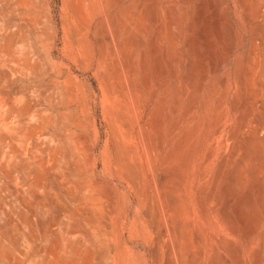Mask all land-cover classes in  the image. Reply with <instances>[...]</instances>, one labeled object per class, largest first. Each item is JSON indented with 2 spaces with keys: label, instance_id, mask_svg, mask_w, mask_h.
Returning <instances> with one entry per match:
<instances>
[{
  "label": "rangeland",
  "instance_id": "obj_1",
  "mask_svg": "<svg viewBox=\"0 0 264 264\" xmlns=\"http://www.w3.org/2000/svg\"><path fill=\"white\" fill-rule=\"evenodd\" d=\"M119 1L0 0V264H264V0ZM113 6L128 78L100 40Z\"/></svg>",
  "mask_w": 264,
  "mask_h": 264
},
{
  "label": "bare ground",
  "instance_id": "obj_2",
  "mask_svg": "<svg viewBox=\"0 0 264 264\" xmlns=\"http://www.w3.org/2000/svg\"><path fill=\"white\" fill-rule=\"evenodd\" d=\"M92 1H93V0H92ZM115 1H116V0H114V3H116V2L119 3V2H120L119 0H117L116 2H115ZM118 1H119V2H118ZM133 1H134V0H133ZM133 1H132V5H133ZM138 1H140V0H138ZM168 1H169V0H168ZM201 1H203V0H201ZM206 1H207V0H205L204 2H206ZM208 1H209V0H208ZM208 1H207L206 4H209V5H210L212 2H214V1H212V2L210 3V1H209V2H208ZM72 2H73V1H72ZM108 2H109V1H108ZM111 2H112V0H111ZM122 2H123V1H122ZM136 2H137V1H136ZM143 2H144V1H143ZM172 2H173V1H172ZM174 2H175V1H174ZM204 2H203V4H204ZM219 2H220V1H219ZM221 2H222V1H221ZM93 3H94V2H93ZM117 3H116V4H117ZM120 3H121V2H120ZM134 3H135V2H134ZM141 3H142V1H141ZM137 4H138V3H137ZM142 4H143V3H142ZM206 4H205V5H206ZM221 4H222V3H221ZM76 5H77V4H76ZM88 5H92V4H89V2H88ZM109 5H110V4H109ZM127 5H128V4H127ZM127 5H126V8L129 9V8H130V5H128L129 8H128ZM199 5H202V4H199ZM211 5H212V4H211ZM107 6H108V4H107ZM114 6H115V5H114ZM114 6H113V7H114ZM117 6H119V5H117ZM140 6H141V5H140ZM214 6H215V4H214ZM223 6H226V5H223ZM75 7H76V6H75ZM88 7H89V6H88ZM110 7H112V6L110 5ZM137 7H139V6H137ZM178 7H179V6H178ZM206 7L208 8V5H207ZM211 7H212V6H211ZM79 8H80V7H79ZM114 8H115V7H114ZM123 8H125V7H123ZM166 8H167V7H166ZM209 8H210V7H209ZM212 8H213V7H212ZM224 8H225V7H224ZM115 9H116V8H115ZM127 9H124L125 11H123V12H122V11H119V10H122L121 8H120L119 10L116 9L117 12L114 11L115 13H114V14L112 13V15L109 16L110 18H108V19L106 20V22L104 23V25H103V27H102L103 30L100 29V31L102 30V31H104V33H105V34L103 35V39H100V40L103 41L102 43H104V44H105L106 40H108V44H110L113 53H115L116 56H117V60L114 61V62H116V63H112V69L115 70L116 72L120 73V74H123V75H125V68H124V60H125V59H124V58H125V56H127V58H128V55H126V54L129 53L130 50L132 51V49L135 48V47H134V45H135V37L133 36V34H130V33H131V26H130L129 23H128V20H129V19H128V18H129V17H128V13H129V11H127ZM198 9H199V8H198ZM213 9H214V8H213ZM81 10H83V8H81ZM103 10H104V9H103ZM106 10H108V9H106ZM77 11H78V10H77ZM111 11H112V10H111ZM164 11H165V10H164ZM209 11H210V10H209ZM83 12H84V11H83ZM83 12H82V13H83ZM134 12H135V11H133V13H134ZM136 12H137V11H136ZM136 12H135V14H136ZM199 12H200V11H199ZM210 12H211V11H210ZM223 12H224V10H223ZM167 13H168V12H167ZM169 13H170V12H169ZM169 13H168V14H169ZM204 13H206V11H205ZM204 13H203V15H204ZM251 13H252V12H251ZM173 14H174V13H173ZM173 14H172V15H173ZM196 14H197V13H196ZM196 14H195V15H196ZM209 14H211V13H209ZM209 14H208V15H209ZM252 14H253V13H252ZM252 14H251V15H252ZM141 15H142V13H141ZM154 15H155V14H153V16H154ZM169 15H170V14H169ZM205 15H206V14H205ZM208 15H207V16H208ZM211 15H212V14H211ZM213 15H214V13H213ZM213 15H212V16H213ZM77 16H79V15H77ZM77 16H76V17H77ZM129 16H130V15H129ZM147 16H148V15H147ZM151 16H152V14H151ZM151 16H148V17L150 18ZM153 16H152V17H153ZM166 16H167V14H166ZM199 16H200V15H199ZM207 16H206V17H207ZM214 16L216 17V19H215L214 21H215V23H216V26H217V28H218V31L220 32V30H221V26H222V23H223L225 20H223V22H222V17H223V16L221 15L220 8H219V6H217V5L215 6V15H214ZM249 16H250V15H249ZM158 17H159V16H158ZM164 17H165V16H164ZM170 17H171V15H170ZM170 17H169V18H170ZM201 17H202V16H201ZM203 17H204V16H203ZM203 17H202V18H203ZM215 17H214V18H215ZM250 17H251V16H250ZM103 18H104V17H103ZM194 18H196V17H194ZM79 19H80V18H79ZM81 19H82V18H81ZM81 19H80V20H81ZM150 19H151V18H150ZM150 19H149V20H150ZM170 19H171V18H170ZM170 19H169V20H170ZM173 19H174V18H173ZM209 19H210V18H209ZM212 19H213V18H212ZM223 19H224V18H223ZM77 20H78V19H77ZM80 20H79V21H80ZM104 20H105V19H104ZM151 20L153 21V19H151ZM156 20H157V19H156ZM156 20H155V21H156ZM165 20H166V19H165ZM175 20H176V18H175ZM206 20H207V19H206ZM102 21H103V20H102ZM146 21H147V20H146ZM146 21H145L144 23H146ZM158 21H160V20L158 19ZM170 21H171V25H172L173 22H172V20H170ZM192 21H193V20H192ZM194 21H195V20H194ZM208 21H209V20H208ZM208 21H207V22H208ZM214 21H213V22H214ZM163 22H164V21H163ZM176 22H177V21H176ZM211 22H212V21H211ZM133 23H135V21H134ZM137 23L140 24L139 22H137ZM150 23H151V22H150ZM150 23H149V25H150ZM153 23H154V21H153ZM156 23H157V21H156ZM164 23H166V22H164ZM199 23H202V22L200 21ZM83 24H84V23H83ZM158 24H159V23H158ZM197 24H198V23H197ZM204 24H205V23H204ZM212 24H213V26H214V23H212ZM146 25H147V23H146ZM171 25H170V26H171ZM202 25H203V24H202ZM207 25H208V24H207ZM223 25H224V23H223ZM151 26H152V25H151ZM200 26H201V25H200ZM210 26H211V25H210ZM83 27H84V26H83ZM85 27H86V26H85ZM85 27H84V28H85ZM100 27H101V26H100ZM140 27H141V25H140ZM144 27H145V25H144ZM146 27H147V26H146ZM146 27H145V28H146ZM153 27H154V26H153ZM160 27H161V26H160ZM160 27H159V28H160ZM163 27H164V26H163ZM190 27H191V25H190ZM137 28H139V26H137ZM157 28H158V27H157ZM161 28H162V27H161ZM168 28H169V27H168ZM188 28H189V27H188ZM196 28H197V27H196ZM205 28H206V29H205ZM205 28H203V31H204V29L207 30V27H205ZM215 28H216V27H215ZM233 28H234V26H233ZM235 28H236V27H235ZM170 29H171V28H170ZM189 29H190V28H189ZM209 29H210V27H209ZM138 30H139V29H138ZM146 30H147V29H146ZM152 30H153V28H152ZM192 30H193V29H192ZM216 30H217V29H216ZM231 30H234V29H231ZM102 31H101V32H102ZM159 31H160V30H159ZM174 31H175V29H174ZM195 31H196V30H195ZM200 31H202V30H200ZM203 31H202V32H203ZM101 32H100L99 34H101ZM132 32H134V31H132ZM138 32H139V31H138ZM169 32H170V31H169ZM169 32H168V33H169ZM196 32H197V31H196ZM202 32H200V33H202ZM222 32H223V30H222ZM143 33H144V32H143ZM164 33H165V32H163L161 36L158 35V37H160V40H161V38H163V37L165 38V36H166L167 33H165V34H164ZM193 33H194V32H193ZM203 33H204V32H203ZM223 33H225V31H224ZM207 34H208V33H207ZM232 34H233V33H232ZM235 34H236V32H235ZM142 35H143V34H142ZM191 35H193V37H194V34H191ZM205 35H206V34H205ZM208 35H209V34H208ZM210 35H211V34H210ZM220 35H221V33H220ZM220 35H219V37H221ZM167 36H168V35H167ZM167 36H166V38H167ZM181 36H183V35H181ZM185 36H186V35H185ZM201 36H203V35H201ZM206 36H207V35H206ZM213 36L215 37V35H213ZM216 36H217V35H216ZM222 36H225V34L222 35ZM233 36H234V35H233ZM97 37H99V36H97ZM141 37H142V36H141ZM144 37H145V35H144ZM191 37H192V36H191ZM197 37H198V36H197ZM209 37H210V36H209ZM209 37L207 36V38H209ZM214 37H213V38H214ZM95 38H96V37H95ZM99 38H100V37H99ZM156 38H157V37H156ZM201 38H202V37H201ZM201 38H200V36H199V38H196V40H197V39H201ZM205 38H206V37H205ZM210 38H211V37H210ZM213 38H211V39H212V40H211L212 42H213L214 39H216V37H215L214 39H213ZM141 39H142V38H141ZM217 39H218V38H217ZM219 39H222V37L219 38ZM219 39H218V40H219ZM223 39H224V38H223ZM227 39H228V38H227ZM166 40L168 41V39H166ZM166 40H165V41H166ZM192 40H193V38H192ZM208 40H209V39H208ZM101 41H99V42L101 43ZM182 41H183V40H182ZM182 41H181V39H180V42H182ZM187 41H188V40H187ZM199 41H200V40H198V42H199ZM216 41H217V40H216ZM225 41H227V40H226V39L223 40V42H225ZM99 42H98V43H99ZM196 42H197V41H196ZM200 42H201V41H200ZM206 42H207V41H206ZM231 42H232V40H231ZM89 43H90V42H89ZM102 43H101V45H102ZM139 43H140V41H139ZM167 43H168V42H167ZM203 43H205V41H204ZM213 43H214V42H213ZM216 43H217V42H216ZM225 43H226V42H225ZM225 43H223L224 46H226ZM232 43H233V42H232ZM232 43H231V46H232ZM90 44H91V43H90ZM140 44H141V43H140ZM186 44H188V43H186ZM194 44H195V43H194ZM197 44H199V43H196V47H197ZM219 44H220V43H219ZM101 45H100V46H101ZM136 45H138V44H136ZM192 45H193V44H192ZM192 45H191V46H192ZM201 45H202V43H201ZM203 45L205 46V44H203ZM214 45H215V44H214ZM102 46H103V48H105L104 45H102ZM188 46H190V45H187V46H185V47H187V49H188ZM193 46H194V45H193ZM210 46H211V45H210ZM212 46H213V45H212ZM215 46H216V45H215ZM217 46H219V45H217ZM221 46H222V45H221ZM227 46H228V44H227ZM231 46H230V47H231ZM87 47H88V46H87ZM213 47H214V46H213ZM103 48H100L101 51L103 50ZM137 48H138V47H137ZM192 48H193V49H192ZM202 48H203V47H202ZM202 48H201V49H202ZM205 48H208V52H207V53H203L204 56H205L206 54L212 53V52H209V49H210V48H209L208 46H206ZM205 48H204V49H205ZM218 48H220V47H218ZM233 48H234V47H233ZM90 49H91V48H90ZM191 49H192V50H195V49H197V48H195V47H191ZM198 49H199V48H198ZM184 50H185V49H184ZM189 50H190V49H189ZM189 50H188V51H189ZM192 50H191V52H192ZM206 50H207V49H206ZM211 50H214V48L211 49ZM215 50H216V49H215ZM215 50H214L213 53H215ZM217 50H219V49H217ZM232 50H233V49H232ZM101 51H100V53H101ZM103 51H104V50H103ZM112 51H111V53H112ZM134 51H135V49H134ZM134 51H133V52H134ZM233 51H234V50H233ZM233 51H232V54H233ZM89 52H90V51H89ZM198 52H199V51H198ZM202 52H203V49H202ZM224 52L226 53V51H224ZM224 52H223V54H225ZM90 53H91V52H90ZM98 53H99V52H98ZM130 53H131V52H130ZM130 53H129V54H130ZM188 53H189V52H188ZM193 53H195V52H193ZM200 53H201V51H200ZM213 53H212V54H213ZM217 53H218V51H217ZM221 53H222V51H221ZM203 54L201 53V54H199V55H201V57H202ZM132 55H133V54H132ZM197 55H198V53L196 54V56H197ZM210 55H211V54H210ZM214 55H215V54H214ZM93 56H94V55H93ZM97 56H98V55H97ZM97 56H96V57H97ZM204 56H203V57H204ZM219 56H220V55H219ZM219 56H215V57H219ZM224 56H225V55H224ZM108 57H109V56H108ZM129 57H130V56H129ZM199 57H200V56H199ZM201 57L198 59V56H197V57H196V60H200V61L202 62V58H201ZM209 57H212V56H209ZM209 57H208V58H209ZM222 57H223V56H222ZM222 57L220 56L219 58H222ZM224 58H225V57H223V59H224ZM228 58H229V57H228ZM228 58H227V59H228ZM101 59H102L103 61H104V59H105V56H104L103 54H102V58H101ZM205 59H206V57H205ZM213 59H214V58H213ZM213 59H211L212 62L215 60V59H214V60H213ZM126 60H127V59H126ZM128 60H129V59H128ZM216 60H217V59H216ZM216 60H215V61H216ZM219 60H220V59H219ZM200 61H199V64H197L198 67H199L200 64H202V66H204V64L201 63ZM203 61H206V60L203 59ZM223 61H226V59L223 60ZM107 62H110V61L107 60ZM196 62H198V61H196ZM127 63H128V62H127ZM190 63H191V62H190ZM219 63H222V62H218V65H219ZM128 64H130V61H129ZM191 64L193 65V63H191ZM191 64H190V66H191ZM194 64H195V62H194ZM216 64H217V63H216ZM106 65H107V63H106ZM130 65H131V64H130ZM206 65H207V64H206ZM206 65H205V66H206ZM126 66H127V65H126ZM200 66H201V65H200ZM207 66H208V65H207ZM220 66H221V64H220ZM220 66H219V68H220ZM127 67H128V66H127ZM194 67H196V66H194ZM194 67H193V69L195 70ZM198 67H197V68H198ZM205 68H206V67H205ZM215 68H216V67H215ZM219 68H218V69H219ZM188 69H189V68H188ZM193 69H191L190 71H192ZM201 69H202V68H200V70H201ZM207 69H208V68L205 69L206 71L201 70V72H207ZM197 70L200 71L199 68H198ZM104 71H105V70H104ZM127 71H128V70H127ZM135 71H136V69H135ZM195 71H196V70H195ZM105 72H106V71H105ZM128 72H134V71L132 70V71H128ZM192 72L194 73V71H192ZM109 73H110V72H109ZM111 73H112V72H111ZM118 73H115V72H114V73H112V74H118ZM193 73H192V74H193ZM198 73H199V72H198ZM131 74H132V73H131ZM131 74H130V75H131ZM189 74H190V73H189ZM196 74H197V73H196ZM204 74H205V73H204ZM107 75H108V74H107ZM133 75H135V74H133ZM205 75H207V73H206ZM93 76H94V75H93ZM125 76H127V75H125ZM194 76H195V75H193L192 77H194ZM112 77H113V76H112ZM116 77H117V76H116ZM129 77H130V76H129ZM195 77H196L197 80H199V75H198V78H197V76H195ZM127 78H128V76H127ZM130 78H131V77H130ZM130 78H129V80H130ZM202 79H203V78H202ZM117 80H118V79H117ZM127 80H128V79H127ZM133 80H134V84L137 86L139 83L136 84V82H137V81L135 82L136 79L133 78ZM112 81H113V80H112ZM131 81H132V80H131ZM148 81H149V79H148ZM193 81H195V80H193ZM123 82H124V81H123ZM125 82H127V81H125ZM125 82H124V83H125ZM128 82H129V81H128ZM146 82H147V80H146ZM146 82H144V84H145ZM110 83H111V82H110ZM112 83H113V82H112ZM147 83H148V82H147ZM127 84H128V85H127L128 87L126 86L127 89H130V86H131L130 83H127ZM131 84H132V83H131ZM135 85H134V89H135ZM138 86H140V85H138ZM121 87H122V86H121ZM131 87H133V86H131ZM110 90H111V89H110ZM135 90H138V91L140 90V92H142V91H141L142 89H137V87H136ZM115 91H116V89H115ZM130 91H131V90H129V92H130ZM132 91H133V89H132ZM118 92H119V91H118ZM120 92H121V90H120ZM129 92H128V93H129ZM133 92H134V91H133ZM116 93H117V92H116ZM122 93H123V91H122ZM131 93H132V92H131ZM132 94H133V93H132ZM114 95H115V94H114ZM120 95H122V94H120ZM133 95H134V94H133ZM122 96H123V95H122ZM122 96H121V97H122ZM133 99H135V98H133ZM133 99H132V100H133ZM126 100H128V99H126ZM116 101H117V100H116ZM116 101H115V102H116ZM122 101H124V100H122ZM135 101H136V100H135ZM118 102H119V99H118ZM120 102H121V101H120ZM132 102H133V101H132ZM237 102H238V101H237ZM239 102H240V101H239ZM246 103H247V102H246ZM122 104H123V103H122ZM124 104H125V103H124ZM124 104H123V105H124ZM240 104H241V103H240ZM240 104L238 103L237 105H240ZM109 106H110V105H109ZM129 106H130V105H129ZM240 106H242V105H240ZM249 106H250V105H249ZM121 107H123V106L121 105ZM131 107H132V106H131ZM137 107L139 108L140 105H138ZM250 107H251V106H250ZM119 108H120V106H119ZM245 108H246V107H245ZM121 109H122V108H121ZM123 109H124V108H123ZM129 109H130V108H129ZM131 110H132V108H131ZM131 110H130V111H131ZM246 110H247V108H246ZM248 110H249V109H248ZM118 111H119V110H118ZM121 111H122V110H121ZM141 111L143 112V109H142ZM141 111H140V112H141ZM235 111H236V109H235ZM250 111H251V110H250ZM131 112H132V111H131ZM131 112H130V113H131ZM142 112H141V113H142ZM263 112H264V111H263ZM114 113H115V112H114ZM249 113H250V112H249ZM123 114H124V113H123ZM123 114H121V117H122ZM131 114H135V113H131ZM251 114H252V113H251ZM115 115H116V114H115ZM263 115H264V114H263ZM117 116H118V115H117ZM123 116H125V115H123ZM128 116H129V115H128ZM135 116H136V115H135ZM242 116H243V115H242ZM242 116H241V117H242ZM247 116H248V114H247ZM243 117H245V116H243ZM248 117H249V116H248ZM248 117H247V118H248ZM126 118H127V117H126ZM129 118H130V116H129ZM122 119H123V117H122ZM239 119H240V117H239ZM241 119H242V118H241ZM244 119H245V118H244ZM248 119L250 120V118H248ZM117 120H118V119H117ZM132 120H133V119H132ZM135 120H136V119H135ZM244 121H245V120H244ZM126 122H127V121H126ZM133 122H134V120H133ZM244 123H245V122H244ZM123 124H124V120H123ZM123 124H122V126H123ZM131 124H132V123H131ZM237 124H238V123H237ZM124 125H126V124H124ZM127 125H128V124H127ZM114 126H115V125H114ZM143 126H144V125H143ZM239 126L242 127L243 125L240 124ZM125 127H126V126H125ZM111 128H112V127H111ZM128 128H129V127H128ZM142 128H143V127H142ZM216 128H217V127H216ZM216 128H215V129H216ZM218 128H219V127H218ZM251 128H252V127H251ZM112 129H113V128H112ZM112 129H111V130H112ZM145 129H146V127L144 126V130H145ZM238 129H239V128H238ZM240 129H241V128H240ZM126 130H127V128H126ZM129 130H131V129H129ZM142 130H143V129H142ZM255 130H257V129L255 128ZM114 131H115V130H114ZM131 131H132V130H131ZM246 131H247V130H246ZM116 132H117V131H116ZM128 132H130V131H128ZM237 132H238V130H237ZM247 132H249V130H248ZM250 132H251V131H250ZM255 132H256V131H254V137H255ZM130 133H131V132H130ZM215 133H216V132H215ZM251 133H252V132H251ZM128 134H129V133H128ZM217 134H218V133H217ZM217 134H214V135H217ZM252 134H253V133H252ZM258 134H259V133H258ZM249 135H250V133H249ZM146 136H147V133H146ZM245 136H246V135H245ZM250 136H251V135H250ZM263 136H264V135H262V137H263ZM143 137H145V136H143ZM251 137H252V136H251ZM256 137H257V135H256ZM256 137H255V139H256ZM258 137H259V136H258ZM260 137H261V136H260ZM147 138H148V136H147ZM147 138H146V140H148ZM240 138H241V137H240ZM246 139H247V138H245V140H246ZM252 139H254V138H252ZM260 139H261V138H260ZM263 139H264V137H263ZM263 139H261V140L264 141ZM142 140H143V139H142ZM146 140H145V142H146ZM242 140H243V139H242ZM258 140H259V139H258ZM261 140H260V142H262ZM222 141H224V140H222ZM239 141H241V140H239ZM214 142H215V141H214ZM143 143H144V142H143ZM148 143H149V142H148ZM216 143H217V142H216ZM216 143H215V145H216ZM239 143H240V142H239ZM241 143H242V142H241ZM244 143H245V142H244ZM251 143L253 144V142H251ZM251 143H250V144H251ZM254 143H255V140H254ZM262 143H263V142H262ZM262 143H261V145H262ZM151 144H153L152 141H151ZM234 145H235V144H234ZM261 145H260V144L258 145L259 148H261V147H260ZM145 146H146V145H145ZM148 146H149V145H148ZM148 146H147V147H148ZM150 146H151V145H150ZM152 146H153V145H152ZM152 146H151V148H152ZM230 146H231V145H230ZM243 146L246 147L245 144H244ZM248 146H251V145H249V143H248ZM263 146H264V145H263ZM234 147H235V146H234ZM234 147H233V148H234ZM237 147H238V145L236 146V148H237ZM255 147H256V146H255ZM255 147H254V149H255ZM212 148H216V147H213V146H212L211 149H212ZM236 148H234V150H235ZM246 148H247V147H246ZM256 148H257V147H256ZM152 149H153V150H156V148H155V149L152 148ZM230 149H231V147H230ZM250 149H251V147H250ZM243 150H244V149H243ZM251 150H252V149H251ZM263 150H264V149H263ZM148 151H150V150H148ZM215 151H216V150H215ZM229 151H230V150H229ZM253 151H254V150H253ZM154 152H156V151H153V153H154ZM209 152H211V153L209 154L208 158L206 157L207 159H209L211 156H213V155H212L213 151L211 150V151H209ZM232 152H234V154H235V151H233V149H232ZM246 152H247V151H246ZM248 152H250V151H248ZM255 152H256V151H255ZM255 152H254V153H255ZM150 153H151V152H150ZM242 153L244 154L243 151H242ZM146 154H147V153H146ZM155 154H156V153H155ZM155 154H153V155H155ZM213 154H214V153H213ZM234 154H233V156L231 155V157H234ZM236 154H237V153H236ZM236 154H235V155H236ZM255 154H257V153H255ZM261 154H262V153H261ZM263 154H264V153H263ZM151 155H152V153H151ZM245 155H246V153H245ZM251 155H252V154H251ZM243 156H244V155H243ZM246 156H249V155H246ZM259 156L261 157V155H259ZM150 157H152V156H150ZM155 157H156V156H154V158H155ZM244 157H245V156H244ZM135 158L137 159V157H135ZM211 158H212V157H211ZM225 158H226V157H225ZM229 158H230V156H229ZM242 158H243V157H242ZM245 158H247V157H245ZM245 158H244V160H245ZM256 158H258V154H257V157H256ZM256 158H255V159H256ZM136 159H135V160H136ZM252 159H253V157H252ZM258 159H259V158H258ZM261 159H262V158H261ZM137 160H138V159H137ZM220 160H221V159H220ZM253 160H254V159H253ZM256 160H257V159H256ZM259 160H260V159H259ZM205 161H206V160H204V163H206ZM241 161H243V160H241ZM241 161H240V164L243 165V164L241 163ZM261 161H262V160H261ZM218 162H219V161H218ZM227 162H229V161H227ZM202 163H203V162H202ZM222 163H223V162H222ZM230 163H231V162H230ZM151 164H152V163H151ZM224 164H225V162H224ZM224 164H223V166H224ZM204 165H205V164H204ZM207 165H209V164H207ZM221 165H222V164H221ZM221 165H220V166H221ZM259 165H261V164H259ZM201 166H202V165H201ZM220 166H219V168H221ZM227 166H228V165L226 164V167H227ZM202 167H203V166H202ZM226 167H225V170L227 169ZM263 167H264V166H262L261 168L263 169ZM219 168H218V169H219ZM223 168H224V167H223ZM218 169H217V170H218ZM223 170H224V169H223ZM257 171H258V170H257ZM220 172H221V171L215 172V173H219V174H217L218 177H219V175H220ZM226 172H227V170H226ZM177 173H178V172H177ZM201 173H202V172H201ZM205 173H206V172H205ZM213 174H214V173H213ZM231 174H232V173H231ZM253 174H254V173H253ZM167 175H168V174H166V177H164V179H166V181H164V182L169 183V182H168V178H169V177L167 178ZM169 175H170V174H169ZM217 175H216V176H217ZM241 175H242V174H241ZM161 176L163 177V176H165V175H161ZM161 176H160V177H161ZM171 176H172V175H171ZM214 176H215V175H214ZM221 176H222V175H221ZM238 176H239V164H238V165L236 164V165H235V168H234V171H233V174L231 175V177H232L233 180H236V179H237V180L235 181V182H237L238 179H239ZM198 177H200V175H198ZM170 178H171V177H170ZM216 178H217V177H216ZM221 178H222V177H221ZM229 178H230V177H229ZM174 179H176V177H175ZM214 179H215V177H214ZM217 179H218V178H217ZM232 179H231V180H232ZM161 180H163V179L161 178ZM223 180H224V179H223ZM231 180H230V181H231ZM230 181H229V182H230ZM160 182H161V181H160ZM162 182H163V181H162ZM180 182H181V181H180ZM216 182H217V181H216ZM218 182H219V179H218ZM229 182H228V183H229ZM232 182H233V181H232ZM176 183H179V182H176ZM220 183H221V182H220ZM160 184H161V183H160ZM163 184H164V183H163ZM229 184H230V183H229ZM161 185H162V184H161ZM161 185H160V186H161ZM171 185H173V184H171ZM197 185H198V184H197ZM212 185H213V184H212ZM219 185H220V184H219ZM232 185H233V184H232ZM232 185H230V186H232ZM158 186H159V185H158ZM165 186H166V185H165ZM214 186H217V184L214 183ZM230 186H229V188H230ZM167 187L169 188V186H167ZM218 187H219V186H218ZM227 187H228V186H227ZM232 187H233V186H232ZM176 188H178V186H176ZM162 189H163V188H162ZM226 189H227V188H226ZM158 190H159V189H157V191H158ZM169 190H171V188H169ZM217 190H218V189H217ZM175 191H176V190H175ZM214 191H215V190H213V192H214ZM159 192H160V191H159ZM217 192L219 193V191H216V193H217ZM164 193H166V192L164 191V192L161 194V195H162L161 197H163ZM169 193H171V192L169 191ZM172 193H173V192H172ZM172 193H171V194H172ZM211 193H212V192H211ZM216 193H215V194H216ZM209 194H210V191H209ZM209 194H208V195H209ZM213 194H214V193H212V195H213ZM219 194H220V193H219ZM219 194H218L217 196H221V195H219ZM228 194H229V193H228ZM167 195H169V194H166L165 196H167ZM210 195H211V194H210ZM229 195H230V194H229ZM215 196H216V195H215ZM212 197H213V196H212ZM164 198L166 199V198H168V197H164ZM174 198H176V197L174 196ZM208 198H211V196H210V197L208 196ZM215 198H216V197H215ZM219 198H220V197H219ZM219 198H218V199H219ZM183 199H184V198L182 197L181 200H183ZM220 199H222V198H220ZM220 199H219V201H220ZM226 199H228V198H226ZM230 199L233 200V198H230ZM230 199H229V200H230ZM170 200H171V198L169 199V201H170ZM174 200L177 201V199H174ZM174 200H173V201H174ZM211 200H212V198L209 199V201H211ZM214 200H215V199H214ZM165 201H166V200H165ZM178 201H180V198H178ZM216 201H217V198H216ZM216 201H215V202H216ZM219 201H218V202H219ZM227 201H228V200H227ZM158 202H159V200H158ZM202 202H203V201H202ZM207 202H208V201H207ZM229 202H230V201H229ZM231 202H232V201H231ZM165 203H166V202H165ZM169 203H172V201L169 202ZM176 203H177V202L174 203L175 206L177 205ZM178 203H179V202H178ZM197 203H198V202H197ZM219 203H220V202H219ZM172 204H173V203H172ZM172 204H171L170 206H172ZM208 204H209V203H207V205H208ZM226 204H227V203H226ZM239 204H240V203H239ZM167 205H168V204L166 203V206H167ZM181 205H182V201H181ZM204 205H205V203H204ZM216 205H217V202H216ZM224 205H225V204H224ZM241 205H242V204H241ZM241 205H239V206H241ZM166 206H165V207H166ZM222 206H223V205H222ZM222 206H221V208L224 207V206H223V207H222ZM226 206H228V205H226ZM226 206H225V208L228 210V207H226ZM239 206H238V209L240 210ZM160 207H161V206H160ZM209 207H210V206H209ZM209 207H208V208H209ZM168 208H169V207H167V209H168ZM170 208H171V207H170ZM181 208H182V207H181ZM214 208H215V207H214ZM214 208H213V209H214ZM225 208H224V209H225ZM167 209H166V211H168ZM213 209H212V210H213ZM220 210H222V209H220ZM227 210H223V211L226 212ZM241 210H242V209H241ZM241 210H240V211H241ZM213 211H214V210H213ZM223 211H222V212H223ZM240 211H239V213L241 214ZM222 212H221V213H222ZM237 212H238V211H237ZM242 212H243V211H242ZM164 213H165V212H164ZM221 213H220V214H221ZM227 213H230V212H227ZM239 213H238V214H239ZM215 214H216V213H215ZM221 215H223V213H222ZM230 215H231V213H230ZM230 215H229V216H230ZM163 216H164V215H163ZM226 216H227V219H229L230 217H231V218L234 217V216H233V217H232V216L228 217L227 214H226ZM239 216H240V215H239ZM223 217H224V216H223ZM241 217H243L242 214H241ZM162 218H163V217H162ZM171 218H172V217H171ZM164 219H165V218H164ZM227 219H226V217H225V221H226ZM178 220H179V219H178ZM229 220H230V219H229ZM232 220H233V219H232ZM192 221H193V220H192ZM219 221H220V220H219ZM227 221H228V220H227ZM164 222H165V221H164ZM229 222H230V221H229ZM229 222H228V223H229ZM231 222H232V221H231ZM233 222H234V221H233ZM164 224H165V223H164ZM164 224H163V225H164ZM178 224L180 225V223H177V225H178ZM234 224H235V223H234ZM228 225H231V224H228ZM166 226H167V224H166ZM166 226H164V227H166ZM181 226H182V225H181ZM171 227H172V226H170V228H171ZM175 227H176V226H175ZM179 227H180V226H179ZM228 227H229V226H228ZM232 227H233V226H232ZM234 227H236V226L234 225ZM234 227H233V228H234ZM161 228L163 229V226H162ZM173 228H174V227H173ZM162 229H161V230H162ZM166 229H168V228H166ZM171 229H172V228H171ZM171 229H170V230H171ZM177 229H178V228H177ZM177 229H176V230H177ZM235 229H236V228H235ZM158 230H159V229H158ZM184 230H185V229H184ZM236 230H237V229H236ZM171 231H172V230H171ZM178 231H180V230H177V232H175V233L178 234V233H179ZM230 231H231V230H230ZM233 231H234V230H233ZM160 232H162V231H160ZM160 232H159V233H160ZM163 232H164V234L161 233V234H163V235L158 234V235L162 236V239H163V236L165 235V230H164ZM172 232H174V230H173ZM181 232H182V231H181ZM247 232H248V231H247ZM247 232H246V233H247ZM168 233H169V232H168ZM175 233H174V236H175V238H176V237H178V236H176ZM244 233H245V232H244ZM249 233H251V231H250ZM249 233H247V234H249ZM194 234H195V233H194ZM178 235H179V234H178ZM195 235H196V234H195ZM165 236H166V235H165ZM172 236H173V235H172ZM174 236H173V238H174ZM181 236H182V235H181ZM243 236H244V235H243ZM247 236H248V235H246V237H247ZM216 237H217V236H216ZM221 237H223V236L221 235L220 238H221ZM246 237H245V238H246ZM159 238H161V237H159ZM169 238H170V237H169ZM175 238H174V239H175ZM217 238H218V237H217ZM174 239H173V240H174ZM193 239H194V237H193ZM246 239H247V238H246ZM177 240H178V239H177ZM221 240H223V239H221ZM223 241L225 242V240H223ZM175 242L178 243V241H176V239H175ZM195 242H196V241H195ZM196 243H197V242H196ZM170 244H171V242H170ZM174 244H176V243H174ZM171 245H172V244H171ZM219 245H220V244H219ZM221 245H222V244H221ZM221 245H220V246H221ZM226 245H227V244L224 245V249H223V246H222V249H223V250H225V247L228 248V245H227V246H226ZM234 245H235V247H236V244H234ZM172 246H173V245H172ZM177 246H178V245H177ZM177 246H175L176 249H177ZM194 246H195V245H194ZM170 247H171V246H170ZM182 247H183V246H182ZM233 247H234V246H233ZM172 248H173V247H171L170 249H172ZM229 248H230V246H229ZM237 248H238V246H237ZM237 248H235V249L237 250ZM239 248H241V247H239ZM239 248H238V249H239ZM176 249H175V251H176ZM181 249H182V248H181ZM235 249H234V251H235ZM156 250H157V249H156ZM172 250H173V249H172ZM172 250H171V251H172ZM240 250H241V249H240ZM169 251H170V250H169ZM171 251H170V252H171ZM216 251H217V249H216ZM234 251H229V252H228V253H229V256L231 255L230 253H232V257H234V256H235V255H234ZM155 252H156V251H155ZM213 252L215 253V250H214ZM226 252H227V251H226ZM238 252H239V250H238ZM240 252H241V251H240ZM240 252H239V253H240ZM171 253H173V252H171ZM182 253H183V252H182ZM214 253H213V254H214ZM235 253H236V251H235ZM156 254H157V253H156ZM176 254H177V252H175V255H176ZM213 254H212V255H213ZM216 254H218V252H217ZM220 254L222 255V254H224V253L221 252ZM240 254H241V253H240ZM240 254H239V255H240ZM233 255H234V256H233ZM239 255H238V256H239ZM159 256H160V255H159ZM172 256H173V254H172ZM176 256H177V255H176ZM238 256H237V257H238ZM157 257H158V256L156 255L155 258H157ZM174 257H175V256H174ZM223 257H224V256H223ZM169 258H170V256H169ZM177 258H179V255H178ZM213 258H215V257H213ZM157 259H158V258H157ZM157 259H156V260H157ZM173 259H174V258H173ZM188 259H190V258L188 257ZM220 259H221V257H220ZM228 259H229V258H228ZM235 259H236V258H235ZM159 260H160V259H159ZM178 260H179V259H178ZM213 260H214V259H213ZM224 260H225V259H224ZM224 260H223V261H224ZM232 260H233V259H231V261H232ZM182 261H184V258H183ZM214 261H215V260H214ZM231 261H230V262H231ZM156 262H158V261H155V263H156ZM187 262H188V260H187ZM190 262H191V261L189 260V263H190ZM221 262H222V261H220V263H221ZM224 262H225V261H224ZM232 262H233V261H232ZM232 262H231V264H232ZM234 262H235V260H234ZM177 263H180V262L177 261ZM215 263H216V262H215ZM220 263H219V264H220ZM227 263H228V260H227ZM235 263H239V262L236 261ZM235 263H233V264H235ZM240 263H241V261H240ZM180 264H181V263H180ZM182 264H183V263H182ZM216 264H217V263H216ZM221 264H222V263H221ZM225 264H226V263H225Z\"/></svg>",
  "mask_w": 264,
  "mask_h": 264
}]
</instances>
